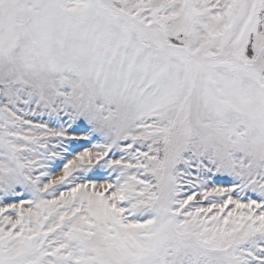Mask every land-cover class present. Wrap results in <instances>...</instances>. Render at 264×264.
Listing matches in <instances>:
<instances>
[{"label": "snow or ice", "instance_id": "6c2138e0", "mask_svg": "<svg viewBox=\"0 0 264 264\" xmlns=\"http://www.w3.org/2000/svg\"><path fill=\"white\" fill-rule=\"evenodd\" d=\"M0 264H264V0H0Z\"/></svg>", "mask_w": 264, "mask_h": 264}]
</instances>
